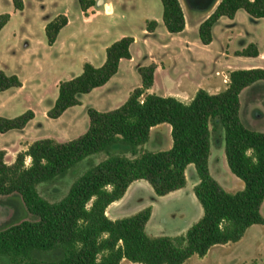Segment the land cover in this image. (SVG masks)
Masks as SVG:
<instances>
[{"label":"trees","instance_id":"16d2710c","mask_svg":"<svg viewBox=\"0 0 264 264\" xmlns=\"http://www.w3.org/2000/svg\"><path fill=\"white\" fill-rule=\"evenodd\" d=\"M86 12L95 0H79ZM23 10L24 0H12ZM163 22L171 33L185 29L180 0H161ZM253 18L264 17V0H221L199 28L203 44L213 40V27L226 16L235 18L238 10ZM11 19L0 14V32ZM69 22L65 13L45 26L48 43L54 44ZM156 20L147 21V30L155 31ZM132 36H124L106 49L101 66L85 62L81 74L59 83V94L48 111L57 119L70 107L81 104L80 96L103 86L116 75L122 59H131ZM258 56L259 49L249 44L237 52ZM157 65L138 68L142 84L119 107L100 111L88 108L89 127L68 141L41 138L17 154L12 163L0 150V195L19 194L35 220L0 229V256L8 264H184L193 255L204 256L215 245L236 243L255 224H264V131L248 128L240 117L242 90L264 80V68L236 69L229 73L225 90L210 93L199 89L190 102L174 96L148 93L154 84ZM16 74L0 69V92L21 87ZM28 109L14 116L0 115V133L24 129L34 119ZM224 129L225 153L230 170L242 179L241 190L228 191L212 175L209 167L215 122ZM169 123L173 145L160 151L144 150L151 128ZM105 158L76 179L60 199L50 200L40 191L79 162L93 154ZM30 158V162L27 159ZM194 164L199 182L194 192L203 207V216L184 234L150 235L146 226L152 215L148 206L120 219H111L106 210L120 200L136 180L147 181L157 195L164 196L187 184L186 169ZM59 257L46 260L41 253Z\"/></svg>","mask_w":264,"mask_h":264},{"label":"crops","instance_id":"0c3cea01","mask_svg":"<svg viewBox=\"0 0 264 264\" xmlns=\"http://www.w3.org/2000/svg\"><path fill=\"white\" fill-rule=\"evenodd\" d=\"M192 1L193 3L191 6H189V11L187 12L184 2L180 0L184 11L186 25L185 29L179 33H171L169 31L168 33L163 32L161 27L163 13L162 18L160 19L159 14L152 13L153 11L151 10L152 5H154L158 11L159 4L157 0L148 2L147 0H100L98 5L96 3L86 12L82 10L84 13L83 21L87 25L92 23L96 18L103 15L111 25L125 24L128 26L131 24L136 12L139 11L143 13L142 19L144 21L147 22L148 20H156L158 22V26L155 31L149 32L146 26L142 31V41L146 47V51L140 53L141 56L145 57L144 60H142L143 63H137V57L132 51L133 46H135L141 40L140 37L138 35L128 34L125 32H119L116 39L103 43L101 45V50L97 55L93 57L84 56L74 67V70L70 68L66 79L59 78L55 82L57 88L60 81L71 79L81 74L85 62H91L95 66L103 65L106 61V49L114 41L124 36H132L134 38V42L131 45L132 58L121 60L119 71L110 79V81H108V83L93 89L89 93L82 94L80 96L81 104L68 108L62 116L57 119H52L48 117V111L54 105L59 92L55 94L52 105L44 104L45 100L40 97L39 101L40 105L42 106L41 122L38 121L40 113L37 110H33L35 112V117L27 124L24 129L10 130L6 133H2V135H11V137H13V139L8 142L10 145H5L0 148V150L6 151V161L8 163L14 162L17 154L26 150L28 145L37 139L51 136L50 138H54L58 141H68L78 137V135H72L70 132L71 130H77V128H79V132H83L84 128L87 126L84 114H88V108L93 107L100 111L115 109L121 106L128 99L130 93L136 87L141 86L142 80L140 74L138 73V68L140 66L148 65L150 63H155L157 65L154 84L150 89H148V93L157 94V79L158 75H161L164 77L166 88V91L162 96H174L183 102H190L195 96L196 92L201 88L207 90L210 93H218L222 90H225L229 84V73L233 70L243 68H264V17L253 18L243 9L238 10L235 18L233 19L223 16L213 27L212 42L210 44H203L199 37L200 25L213 13L221 0ZM97 6H103V9L97 8ZM25 8L26 4L23 10H25ZM93 9H95V12H93ZM244 12L247 14H244ZM49 21L50 20H45L43 27H45ZM243 22L247 23L246 28L241 27ZM71 25L72 19L69 18L68 24L62 28L54 44L50 45L48 40L47 45L42 42V45H45L44 55L41 58L34 57L30 59L35 68L40 70L44 61L56 63L66 58V55L69 54L68 49L71 48V46L74 44V41L76 40L75 32H71L67 36L65 35L66 29ZM6 26L1 30L0 36ZM104 32L106 34L109 32V29L104 28ZM161 32L164 33L163 35L165 36V40L159 39ZM239 41L241 43L238 44ZM153 43L157 45L155 49L152 48V45H154ZM232 43L234 44L233 47H231ZM252 43L257 45L259 49L258 56L237 55L238 51L243 50ZM27 45V51L31 50V47H33L31 41H28ZM28 54L29 52L24 53L25 59L28 58ZM179 57L187 59L190 66L188 68L177 67L179 66L177 63ZM94 59L100 60V64H96L93 61ZM239 63H244L245 65L243 67H237V64ZM221 66H223V68L220 69L219 67ZM213 67L216 68L215 73H213ZM0 68H2L8 74H14L5 69L4 64L1 61ZM136 72L139 74L140 78L137 77ZM129 73L130 75H127ZM15 74L19 76L23 82V85L21 87H13L2 91L0 92V95L2 93H8L9 98L13 95V93H9V91H12L13 89L21 92L22 90L27 89L30 84V88L37 91L41 90L45 85L41 80H38V78H24L19 72H15ZM127 77L130 78V81L131 79L133 80V84L130 86V88L125 90L123 89V83ZM225 77L228 78L227 82H225ZM196 80L197 82H195ZM260 81L255 83H259ZM255 83L252 85H255ZM252 85L244 88L240 94V117L244 123L242 116V98L243 95H245L247 100L245 106L255 109L254 113L249 119V126L260 128L264 126V100L260 99V97H253L250 92L246 94L247 89ZM106 105H108V107L104 108ZM4 116L14 117L17 115ZM67 117H70V120L73 121L69 123L71 124L69 127L55 128V135H44L46 132H48L46 129L47 127L52 125L54 126L56 123L58 124L62 120L66 121ZM77 120L79 121L77 122ZM215 127L216 131L220 130V145L222 146L224 142L223 126H220V122L216 121ZM171 130L172 127L169 123H161L152 127L150 131V138L142 148L144 150L150 151L170 149L173 145ZM257 131L264 130L258 129ZM212 140H214V134L212 136ZM214 145L216 146L215 143ZM216 149L217 148L214 147V151ZM218 155L219 154H217L216 151L213 154L211 145L209 167L212 175L226 190L237 191L238 189H234V186H236L235 184L239 183H237L236 180H234L232 176L228 174L226 168H224V172L229 176L228 180L219 179L218 176L221 177V175H214V171L211 166V157H213L214 161H218ZM9 156L11 159H8ZM27 160L30 161V158ZM214 169L216 172H218L216 167H214ZM186 176L187 184L185 187L164 196L157 195L153 187L147 181L136 180L128 187L125 195L120 200H117L108 206L106 214L111 219H120L133 215L145 207L151 206L152 215L146 226V230L150 235L176 236L184 234L190 226H192L203 216V207L194 192V187L199 182L194 164L188 165L186 169ZM142 192H145L148 195L147 199L141 198ZM188 202L195 207L197 212L194 221L182 225L174 222H172L173 224L169 223L170 220L168 215L174 212L172 203L176 205ZM166 226H168L169 229H166Z\"/></svg>","mask_w":264,"mask_h":264},{"label":"rangeland","instance_id":"374dc122","mask_svg":"<svg viewBox=\"0 0 264 264\" xmlns=\"http://www.w3.org/2000/svg\"><path fill=\"white\" fill-rule=\"evenodd\" d=\"M99 1L100 0H96L97 5L99 4ZM148 1L152 0H147V2ZM157 1L159 4L158 11L154 5H152L151 10L153 11L152 13L159 14L161 19L163 5L161 0ZM182 1L184 2L188 12L189 6L192 5L193 1ZM24 2L26 4L25 10L18 11L15 9L12 0H0V14L9 13L11 15L10 21L0 36V61L4 64L5 69L11 73L15 74V72H19L24 78H38V80H41L45 85L41 90L37 91L31 89L30 84L27 89H24L21 92L13 89L12 91H9V93H13V95L9 98L8 93H2L0 95V115H19L28 109H32L37 110L40 113L38 121L41 122L42 106L40 105L39 98L42 97L45 100L44 104L52 105L55 94L59 92L55 82L59 78L66 79L70 68L74 70V67L84 56L93 57L97 55L101 50V45L107 41L116 39L119 32L135 34L140 37L141 40L133 46L132 51L137 57V63H143L142 60H144L145 57L141 56L140 53L145 52L146 47L142 41V31L145 26H147V22L142 19L143 13H141V11L136 12L135 17L128 26L125 24L111 25L103 15L87 25L83 21L84 13L79 0H24ZM97 8L103 9V6H97ZM93 12H95V9H93ZM61 13H66L68 17L72 19V25L66 29L65 35L67 36L71 32H75L76 40L71 48L68 49L69 54L66 55L64 60L56 63L44 61L41 69L39 70L34 67L30 59L34 57L41 58L44 55V46L47 45V37L43 23L45 20H52ZM244 14L247 13L244 12ZM161 27L164 33H168L163 20L161 22ZM241 27L246 28L247 23L243 22ZM104 28H108L109 32L105 34ZM164 33H160L159 39L165 40V36L163 35ZM28 41H31L33 46L29 51H27ZM42 42H44L45 45H42ZM239 43L241 42L239 41L238 44ZM153 44L152 48L155 49L157 45L155 43ZM233 46L234 44L232 43L231 47ZM28 52V58L25 59L24 53ZM93 61L96 64H100V60L94 59ZM188 62L189 61L187 59L179 57L177 60L179 66L177 67L188 68L190 66ZM244 65V63H239L237 64V67H243ZM219 68L221 69L223 66ZM212 70L213 73H215L216 68L213 67ZM136 74L137 77L140 78L137 72ZM127 75H130V73ZM132 81V79L130 81V78L127 77L123 83V89L126 90L127 88H130L133 84ZM195 82H197V80ZM165 91L164 77L158 75L156 92L159 95H163ZM248 92H250L253 97H260V99L264 100V80H261L259 83H255V85L249 87L246 94ZM246 101L245 95H243L242 116L245 125L253 130H264V128H262L264 126L260 128L249 126V119L255 109L249 108V106L246 107ZM105 107H108V105L104 106V108ZM84 116L87 123L86 128H84L83 132H79V128H77V130H71L70 133L72 135L79 136L88 129L89 117L88 114H84ZM70 119V117H67L66 121L62 120L54 126L52 125L47 127L46 129L48 132H44V135H55V128L69 127V125H71L69 123L73 122ZM78 121L79 120H77V122ZM220 126H222L221 123ZM219 131H215L214 140H212L213 154L215 151L219 154L218 161H214L213 157H211V166L214 171V175H221V177L218 176L219 179L228 180L229 176L224 172V168H226L228 174H230V176H232V178L240 184H235L236 186H234V189L241 190L244 188L245 183L230 170L225 153V140L221 146ZM48 137L50 138L51 136ZM11 139H13L11 135H2V133H0V148L5 145H10L8 142ZM214 147L217 148L215 151ZM104 158L105 154L103 153L88 156L55 182L41 185V193L50 200L62 198L76 179L85 174L93 165L99 163ZM8 159H11V157L9 156ZM27 162L29 163L30 161L27 160ZM214 167L217 168L218 172H216ZM141 198L147 199L148 195L145 192H142ZM172 205L174 212L168 215L170 220L169 223L173 224L172 222H174L182 225L194 221L197 212L191 203L188 202L176 205L172 203ZM262 213L264 215V205L262 207ZM23 220H35V216L28 211L22 197L19 194L0 195V229L20 223ZM166 229H169V227L166 226ZM41 257L46 260H51L59 256L54 252H45L41 253ZM0 264H8L7 258L0 256ZM122 264L139 263L124 260ZM184 264H264V224L253 225L247 230L246 234L240 241L236 243L215 245L206 255L201 257L193 255Z\"/></svg>","mask_w":264,"mask_h":264},{"label":"built area","instance_id":"2783aa9c","mask_svg":"<svg viewBox=\"0 0 264 264\" xmlns=\"http://www.w3.org/2000/svg\"><path fill=\"white\" fill-rule=\"evenodd\" d=\"M228 81V78L227 77H225V82H227Z\"/></svg>","mask_w":264,"mask_h":264}]
</instances>
